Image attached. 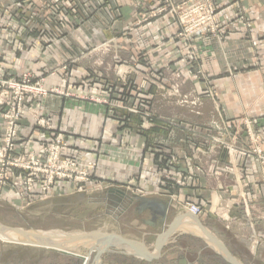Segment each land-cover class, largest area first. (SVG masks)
<instances>
[{
    "label": "crops",
    "instance_id": "obj_1",
    "mask_svg": "<svg viewBox=\"0 0 264 264\" xmlns=\"http://www.w3.org/2000/svg\"><path fill=\"white\" fill-rule=\"evenodd\" d=\"M6 1L0 0V70L39 75L52 54L55 58L51 65L71 60L73 64L65 73L67 81L49 77L45 87L66 88L81 82L77 87L95 96L93 102L58 96L34 100L20 121L19 153L37 150L48 139L49 134L38 129L35 122L44 116L68 144L78 145L72 152L73 159L97 163L91 184L99 186L92 189H100L102 205L114 211L106 213L116 215L112 234L141 244L152 256L146 260L133 247L116 246L93 264H222L225 261L190 218L180 219L194 216L183 207L187 202L205 206L203 217L198 219L233 256L245 257L249 250L251 261L264 264V242L252 245V241L243 239L247 228L240 227L249 225L248 232L264 236L262 167L257 158H233L232 152L221 150L212 130L216 125L211 124L220 120L235 127L238 120H254L264 144V0H216L223 7L219 22L223 26L232 22V30L224 37H198L192 42L203 71L210 77L207 84L217 95L204 101L199 114L164 100L145 80L150 76L160 80L158 75H162L164 81L163 67L173 60L169 54L176 57L182 49V40H177L178 22L170 15L167 0H82L87 7L81 8H90L91 18L83 11L80 17L84 24L72 34L52 29L50 50L39 46L41 35L26 31V19L21 24L19 19L3 16L7 12L10 15L11 9L4 7ZM169 1L178 4L184 0ZM153 12L156 16L143 23L142 17H150ZM236 13L245 19L230 21ZM4 19L9 24L3 28ZM25 43L34 49L25 50ZM108 44L112 48L106 49ZM78 56L83 59L78 60ZM182 67L188 72L186 64ZM176 68L172 65V70ZM188 80L196 89L204 88L197 79ZM107 103L130 109L110 110ZM230 132L235 134V129ZM227 137L226 145L232 151L241 147L243 142H236L233 135ZM201 146L207 152L202 164L196 150ZM172 155L180 158L177 164L171 165ZM186 158L192 162L187 163L183 160ZM226 167L232 170L224 173ZM68 189H56L53 196L31 206L47 208L51 218L58 217L55 204L74 195ZM88 195L77 198H90ZM129 198L134 202L130 204ZM224 205L226 223L215 214ZM166 206L168 211L163 208ZM0 224L46 235L59 232ZM0 233V264H70L60 262L57 250L17 243L6 230ZM17 237L26 240L19 234ZM162 239L164 243L157 252ZM75 246L81 250L82 245ZM93 248L98 252L100 245ZM90 252L94 253L88 248Z\"/></svg>",
    "mask_w": 264,
    "mask_h": 264
},
{
    "label": "rangeland",
    "instance_id": "obj_2",
    "mask_svg": "<svg viewBox=\"0 0 264 264\" xmlns=\"http://www.w3.org/2000/svg\"><path fill=\"white\" fill-rule=\"evenodd\" d=\"M186 1V0H184ZM7 3L5 4V9H11L10 15H8V12L6 14L3 13V16H11L12 21H16V19H19L21 21V24L24 19V25L26 26V31L29 34H32V32L37 33L41 35V40H38L39 46L44 50H50V47L53 45V39L51 38V32L52 29H56L57 31H60L61 33L65 34H72L75 31H77L81 26H83V19L80 17L81 13L85 11L86 16L90 17L92 14L90 12V8H85L82 10V6L87 7L86 4H82V0H7ZM213 9H214V15L212 19H208L206 25L209 24L210 20H213L211 24L212 28L209 32H206L204 34L197 33L194 26H189V24L185 25V28L183 30L181 24H180V15L177 14L178 12L184 13V9L176 8L175 11L170 14L173 18H175L178 22L179 26V32L177 35V40H182L181 42V52L176 57L172 56V53H170V58H172V64L169 66L168 64L164 65L163 67L164 71V81H162V75H158V79L154 76L147 77L145 80L149 82V85L156 88V90L159 92V95L164 100H167L171 104H174L175 106L187 108L194 114H199L200 108L204 106V101L210 100V98H216L217 95L215 91L212 89L210 85L207 83L210 82V77L208 74L203 71L200 59L198 58V55L196 51L194 50V46L192 45V42L197 39L198 37H224L226 33L230 30H232V22L231 24L228 23L227 26H223L219 22V12L223 9V7L216 3V0H210ZM181 3V2H180ZM183 3V1H182ZM181 3V4H182ZM108 8V6H107ZM155 13H158L159 10H155ZM154 12L152 14H154ZM108 13V12H106ZM109 15L110 19L112 20L113 16L111 15V12L107 14ZM1 16V15H0ZM230 21L232 19H236L238 22L245 19L244 15H240L238 13L230 16ZM91 18V17H90ZM89 18V19H90ZM38 22V23H37ZM147 22V21H144ZM143 22V23H144ZM191 23V22H190ZM3 28L5 26H8L9 22H7L6 19H4ZM1 29V28H0ZM185 29L187 32H185ZM192 29V31H190ZM2 30V29H1ZM2 33H0L1 35ZM43 37H47V40H43ZM140 47L143 46V43L140 41ZM26 49L25 50H31L34 49L31 44L25 43ZM112 44H108L106 49L112 48ZM167 55V56H169ZM51 58L48 62H46L45 67L42 68L39 75H36L33 71H27L24 74L16 75L14 72L11 71H5L0 70V78H3L5 80H18L22 79L24 77H28L31 82L34 85H39L40 87L44 88L47 91H56L52 94L48 93L45 97H38L31 99L27 105L23 108V116L24 113L30 109L32 106V103L36 99L44 100L47 99L50 96H58L63 98H77V99H85L84 101L93 102L95 96L92 94H87V91L80 90L81 87H77L81 85V82H78L75 85H68L66 88L63 86L59 87H52L47 88L44 85L45 79L49 77L56 78L60 80V82L64 83L67 77L65 73L69 72L71 69V66L73 64V60L69 61L68 63H61L56 61L55 64L51 65V61L54 60L55 57L51 54ZM78 60L83 59L82 56H78ZM176 65L177 68L172 70V65ZM184 64L189 67L188 72L186 71L185 67H182ZM1 68V67H0ZM3 69V68H1ZM124 74V73H122ZM40 76V77H39ZM194 78L200 81V83L204 84V88L196 89L195 85L192 86V84H188L190 81L188 79ZM123 81H127L123 76ZM82 89V88H81ZM78 94V95H77ZM107 107L110 108V110L118 111V110H127L130 109L127 106H119V105H113L111 103H107ZM132 110V109H131ZM128 111V110H127ZM134 111V110H133ZM130 112V111H129ZM136 114L142 115L143 112L141 111H135ZM22 116V118H23ZM40 118L42 115L39 116ZM44 117V116H43ZM21 118V120H22ZM45 118V117H44ZM46 119V118H45ZM47 120V119H46ZM236 121L235 127H233L232 124L224 123L219 120L217 122H211L215 126V129L212 130L215 132L214 138L217 140L218 146L221 148V150H227L228 152H232L231 155H233V158H257V162H259L260 166L262 167V180L264 181V144L262 143V136L260 133H258V127L254 120L251 119H243ZM3 118L0 116V138L3 137L4 132V122ZM143 125V124H142ZM20 126V124H19ZM209 125V129H211ZM38 128V127H37ZM39 129V128H38ZM235 129V134L231 133L230 131ZM192 132L195 134H198L194 131V129H191ZM252 131V132H250ZM49 134L48 138L51 137V133L45 131ZM57 135L64 136L59 130L57 131ZM227 135L232 136L233 138L239 140V142H243L241 147L238 149H235L232 151L231 148L227 147L229 145L228 141L229 138ZM259 136V138H258ZM20 137V136H19ZM65 137V136H64ZM2 140V139H1ZM243 140V141H242ZM65 144L68 146V153H65V156H62L63 159L72 157L73 159V153L75 149H77V146H72L68 144V141L66 137L64 138ZM227 144V145H226ZM206 145V143H204ZM0 146H2L0 141ZM73 147V148H72ZM203 146L197 147V152L200 156V162L202 164L203 160L207 157L205 150L202 149ZM258 150H261V153H259ZM73 152V153H72ZM17 155H19V152H16ZM180 158L177 155H172L170 157L171 165L173 163L178 162ZM188 163L189 159H183ZM73 161L81 166H89L91 165L92 168L88 167L89 174L92 176L90 182L88 183H77V184H67L62 185L60 187H54L51 191L47 190L42 192L41 188L39 190H36V196L32 202L28 200V198H19L18 195V189L15 188L12 184H8L6 188H1L0 190V223H8L9 225L20 227L21 229H28V230H36V231H46V229L53 228L55 230H58L59 236H66L68 234H73L76 236L77 234H87L92 233L96 231H100L102 233H110L114 232V214H111L110 212H114L113 209H108L107 207H104L102 205V201L100 198V189L98 191L93 190L92 188H96L99 185H92L91 183L94 181L95 178V171L97 168V163L95 162H78L75 159ZM192 162V161H189ZM191 166V165H190ZM231 171L232 168L226 167L223 171L226 173L227 171ZM0 171H3V167L0 166ZM23 177L25 176V173L19 172ZM20 179V178H19ZM172 181H175V183L178 182V180L170 179ZM39 182V181H37ZM64 184V183H63ZM71 187V188H69ZM34 188V186H33ZM69 188V192L73 193L74 195L72 197L67 198H60V201H58L55 206L58 211V217L53 216L52 218L48 213L50 212L49 209L43 208V207H37L31 206L36 202V200H39V198L49 195H54L56 189H66ZM97 189V188H96ZM88 193L90 194V198L87 196L82 198H77L78 195ZM69 198V199H68ZM35 201V202H34ZM190 203V202H187ZM186 203V204H187ZM185 204V205H186ZM194 204V203H192ZM185 205L183 207H185ZM201 207L202 214L199 217H203L205 213V206L196 204ZM31 206V207H30ZM225 209L226 205L220 206L216 209L215 214L223 223H226V217H225ZM106 211H110L107 212ZM222 214H221V213ZM196 217V216H195ZM129 218V217H128ZM240 227L247 228V231L245 232V237L243 239L247 240L248 242L252 241L251 244L253 245L254 242L260 241L264 242V236L261 235H255L251 232H248V229L251 227L249 225H240ZM245 241V242H246ZM243 242V241H242ZM76 245V244H75ZM77 245H82L81 250L73 249L71 250V254L77 256L74 257L72 255H64L60 254V262L61 263H70V264H93L96 260L97 252L94 253H88V248L90 247L89 244H81L77 243ZM246 245H248L246 243ZM95 244H92L91 247ZM99 247V246H98ZM97 247V248H98ZM78 248V247H74ZM90 249V248H89ZM63 255V256H62ZM79 256V257H78ZM84 257V258H82ZM236 259L240 261H250V264H257L256 261H251V251L247 250L245 257H236ZM217 264L219 261H216ZM220 264V263H219ZM222 264H227L225 262H222ZM244 264V263H243Z\"/></svg>",
    "mask_w": 264,
    "mask_h": 264
},
{
    "label": "built area",
    "instance_id": "obj_3",
    "mask_svg": "<svg viewBox=\"0 0 264 264\" xmlns=\"http://www.w3.org/2000/svg\"><path fill=\"white\" fill-rule=\"evenodd\" d=\"M181 3L173 4L167 0L166 5L170 9V14L179 8V5V10L184 9V13H177L180 15L179 22L183 30L187 24L194 26L199 34L214 29L212 28L213 24H211L213 20H210L209 24L206 25L207 20L212 19L214 15L210 0H186ZM161 11L163 12V10ZM153 16L156 14H151L150 17H142V21H148L147 19ZM185 32H187L186 29ZM54 92L56 91L49 92L39 85H34L28 77L18 80L0 78V116L4 120L3 137L0 138L2 144L0 146V166L3 167V171H0V190L6 188L8 184H12L18 189L17 193L20 199L28 198L31 202L36 199V190L40 188L42 192L51 191L54 187L88 183L92 179L87 169L88 167L92 168L91 165H78L72 157L63 159L62 156H65V153L69 151L64 142L65 137L57 135L58 130L43 116L36 119V126L40 130L50 132L51 137L42 142L37 150L19 155L16 153L20 150L19 124L23 116V108L31 99L45 97L48 93ZM258 151L261 153V150ZM19 172L25 173V176L21 177ZM50 196L53 194L41 197L36 201ZM184 208L197 218L202 214L201 207L191 202L187 203Z\"/></svg>",
    "mask_w": 264,
    "mask_h": 264
},
{
    "label": "water",
    "instance_id": "obj_4",
    "mask_svg": "<svg viewBox=\"0 0 264 264\" xmlns=\"http://www.w3.org/2000/svg\"><path fill=\"white\" fill-rule=\"evenodd\" d=\"M117 192L114 190H110L109 193ZM123 197L126 196L123 192L119 191L117 192ZM129 203H133L134 199L129 198ZM164 210L169 209L168 206L163 207ZM184 218H190L191 222L200 229V231L206 236L207 240L210 242L212 247L215 249L216 253L227 263V264H243L238 259H236L231 252L226 248V246L218 240L213 234H211L205 226L202 224V222L192 215H186L185 217L181 216L180 219ZM164 222L163 224L165 223ZM6 230L13 236V240L17 243H21L24 245H32L37 246L40 248H47V249H53L59 251L61 254L64 255H71V250L78 249L74 248L76 243H91L95 242L98 245H100V250L97 252L96 260H98L102 254L106 253L110 248L116 247V246H130L136 249V252L141 256L142 258L146 260H151L152 256L148 254V252L145 250V248L138 244L137 242H133L130 240H126L120 237H117L116 235L110 234V233H102L100 231L87 233V234H77L74 236L73 234H68L66 236H59L58 234L53 235H46L44 233H37L32 231H22L14 228H9L6 226H3L0 224V231ZM21 235L23 238H26V240H21L17 235ZM19 238V239H18ZM108 239L107 242H103L104 240ZM164 243V239L160 240L157 252L160 251L162 245Z\"/></svg>",
    "mask_w": 264,
    "mask_h": 264
},
{
    "label": "bare ground",
    "instance_id": "obj_5",
    "mask_svg": "<svg viewBox=\"0 0 264 264\" xmlns=\"http://www.w3.org/2000/svg\"><path fill=\"white\" fill-rule=\"evenodd\" d=\"M0 235H1V233H0ZM1 238V237H0ZM5 237L4 236H2V239H4ZM108 241V239H106V240H104L103 242L105 243V242H107ZM77 244V243H76ZM89 244V246H91L92 244H97V243H95V242H91V243H88ZM90 248V247H89ZM101 248V247H100ZM91 250H94L95 248H93V246L90 248ZM98 250V249H97ZM99 251V250H98ZM88 263V262H87ZM86 263V264H87Z\"/></svg>",
    "mask_w": 264,
    "mask_h": 264
}]
</instances>
